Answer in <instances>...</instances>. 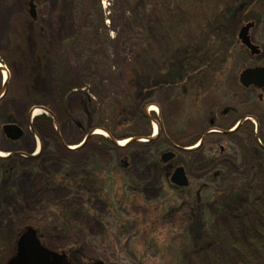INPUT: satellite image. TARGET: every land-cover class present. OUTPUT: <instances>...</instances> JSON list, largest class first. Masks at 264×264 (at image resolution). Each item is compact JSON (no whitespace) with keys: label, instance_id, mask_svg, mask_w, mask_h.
<instances>
[{"label":"rangeland","instance_id":"rangeland-1","mask_svg":"<svg viewBox=\"0 0 264 264\" xmlns=\"http://www.w3.org/2000/svg\"><path fill=\"white\" fill-rule=\"evenodd\" d=\"M209 4H206V16L212 18L217 11ZM179 11L185 19V30L199 29L197 24L203 17L195 0H0V64L3 67L0 70V123L10 114L25 130L24 138L17 145L0 143V152L7 155L0 160H7L11 152H16L21 166L33 164L27 157L33 154L31 147L37 139L38 146L42 145L43 153L47 154V162L53 164L49 158L52 151L66 158L72 176L79 174L81 178L89 165L95 163L90 167L95 169L92 173L107 182L103 185L104 193H91V198L84 199L73 192L56 189L58 187L47 179L44 169L36 181L26 172L12 179L1 176L0 210L12 203L20 208L16 218L9 219L4 226V233H11L0 244V264H8L16 256L17 241L27 228H21V235L15 241L11 238L12 231L24 222L37 231L38 239L47 249L66 254L73 264L99 261L105 264L173 263L177 250L184 245L179 217L161 215L159 226L150 224L159 214L169 210L165 207L181 198L170 182L168 185L155 184L158 170L148 163L152 147H162L158 160L172 148L163 138L155 139L159 141L157 144L143 147L142 144L147 143L142 136L145 130L129 124V105L137 92L138 82L146 84L140 67L143 45L156 46L160 39L156 28L162 18L176 28L175 14ZM254 17L258 22L250 33L251 39L264 52V10L256 11ZM240 29L239 24L237 32ZM255 62L253 58L248 59V63ZM3 73L8 80L5 87ZM172 96L171 91L157 93L154 104L146 109L152 118L151 138L153 126L159 127L162 115L168 128L177 119L179 106L173 103ZM204 107L210 110V101H206ZM36 108H45L49 115L42 114L31 123L28 116ZM51 115L57 124L46 120L52 119ZM205 115L202 119L192 118L180 132H172L174 142L185 144L201 127L205 130L211 114ZM214 119L221 123L220 118ZM98 124L108 126L120 136L141 135L131 137L134 141L140 140L135 145L132 141L124 147L119 146L116 152H109L97 144L99 136L108 135L96 134L104 132L97 129L86 146L77 149L92 131V126ZM253 126L254 137L263 141L264 134L256 133L257 126L255 123ZM211 145L216 147V152L207 159L205 151ZM220 148L225 152L221 153ZM189 150L180 153L168 167L170 173L177 166L184 167L190 185L205 180L213 169L222 171L223 182L255 163L249 158L251 155L247 151L250 149H243L247 153L241 158L237 153L241 149H235L230 139L215 134L207 135L202 146L196 144ZM123 161L128 162L129 169L124 168ZM124 183H130L132 188L143 187V192L141 195L129 192ZM135 196L136 205H132L130 199ZM68 205L72 209L68 210ZM146 205L149 209L137 211L136 206ZM39 206L47 207L44 215L31 218L30 214ZM71 213L78 217H68V223L60 221ZM51 215L55 217L49 219ZM168 232H175L174 240L165 236Z\"/></svg>","mask_w":264,"mask_h":264},{"label":"trees","instance_id":"trees-1","mask_svg":"<svg viewBox=\"0 0 264 264\" xmlns=\"http://www.w3.org/2000/svg\"><path fill=\"white\" fill-rule=\"evenodd\" d=\"M195 1L200 5L203 17L197 24L199 35L198 30L184 29L185 19L179 11L178 15L175 14L176 28L173 27L176 32L172 30L168 21L162 18L160 25L156 28L160 37L159 42L157 41L156 46L143 45L140 67L145 74L146 84L138 82L137 92L129 105L131 107L129 124L139 125L145 130L142 135L145 138L150 136L152 126V118L146 113V109L154 104L153 99L157 93L171 91L173 103L179 106V115L177 119H174L173 126H169L167 130L168 137L172 141H174L172 132H180L194 117L198 116L202 119L203 115L206 114L204 116L206 117L209 113L211 114L210 122L215 118L222 104L228 99L240 96L237 78L240 71L250 64L248 63L250 57L246 48L241 46L237 27L239 24L243 27L250 22L256 24L258 19L254 17V14L258 10H264V0ZM207 3H211L209 5L214 6L213 11H217L212 18L206 16ZM206 101H210L212 105L210 110L204 107ZM46 120L52 123V119ZM92 128L102 129L109 134V137L99 136L97 139V144L109 152L119 150L114 140H126L132 135L141 136L136 134H130L131 137H125L124 134L120 136L115 130L102 124ZM201 131L202 127L194 132L188 142L179 146L181 148L194 146L202 138ZM250 131L246 129L242 134H230L227 138L234 143L235 149L242 150L237 152L240 154L239 157L242 158L247 152L251 155L249 158L255 160L251 168L247 167L246 170L235 173L228 178L230 180L226 179L223 182L222 171L213 169L207 174L205 180L191 184L188 188L179 189L172 186L181 200H176L165 207L169 210L159 214L158 219L150 224V226H159L162 221L161 215L165 218L179 217V229L183 235L179 234L183 237L184 245L177 250L178 254L172 264H264V136L263 141L254 137L253 125ZM215 135L225 137L219 133ZM259 140L262 144H259ZM142 145L150 147L152 144L143 143ZM207 147L205 157L209 159L215 154L216 147L214 145ZM245 148L250 149L251 153L244 152ZM161 149L162 147H152L148 163L158 170L155 184L168 185L171 175L168 166L171 165L159 167V169L155 163L158 151ZM246 155L249 159L248 154ZM49 158L54 168L46 177L58 187L56 189L73 192L84 199L91 198V193H104L103 185L107 182L92 173L93 168L90 169V167L93 163L89 165L85 176L81 178L79 174L72 176L69 173L71 165L66 158L58 157L52 151ZM44 160L47 161L48 157ZM12 161L14 160H0V165L2 164L0 177L12 179L24 172L32 175L34 166L43 169L46 164L39 160L36 165L23 167L20 160ZM124 186L129 192H136L138 195H141L144 189L143 187L132 188L130 183H124ZM135 200H137L136 196L130 199V203L136 205ZM43 206L35 208V212L31 213L30 217L37 218L44 215L47 207L44 209ZM136 207L137 211L149 209L147 205ZM2 208L3 210H0V230L2 231H0V244L11 233H4L5 224L9 219L16 218V212L20 207L17 208V204L12 203ZM67 209H72V206L68 205ZM151 210H159V213L162 211ZM72 214L64 216L60 221L68 223L71 217H78ZM51 216L52 218L49 219L55 217V215ZM21 228L28 229L29 224L24 222L17 230L12 231L11 238L14 241L21 235L19 234ZM165 236L172 239L175 232H168ZM101 260L105 261V259Z\"/></svg>","mask_w":264,"mask_h":264},{"label":"flooded vegetation","instance_id":"flooded-vegetation-1","mask_svg":"<svg viewBox=\"0 0 264 264\" xmlns=\"http://www.w3.org/2000/svg\"><path fill=\"white\" fill-rule=\"evenodd\" d=\"M260 50H261V53L259 55H256V56H252L251 53L247 50V53L249 55L248 57L256 60L255 63L248 64L247 68L264 66V52H263L262 47H260ZM237 80H238V89L240 91L239 92L240 96H238L237 98L228 99L230 101H228L227 104L224 103V104H222L223 107L222 106L219 107V109H218L219 115L217 113V115L215 117H217V120H218V118H220L221 123L220 122L216 123L214 118L212 120H210V124L207 126V128H204L205 130L201 131L202 137L205 136L207 132H209L211 130H215V129H219L215 133L222 134L223 136H225V138H227V136L230 134H235V135L242 134L245 132L246 129H248L250 131L251 125H254V123L257 126L256 133L263 134V131H264V89H258L256 87L244 88L241 86V84L239 82V76H238ZM224 105H227V106H224ZM222 108H224V109L221 110ZM220 110H221V113H220ZM32 112H33V110H32ZM8 116L9 117L7 120L3 119L2 122L0 123L1 124L0 125V143H6L9 145L15 146L24 138L25 130L23 129L22 126L17 124L15 120H13V117L10 114ZM30 116L31 115L28 116L29 119H31ZM162 118L163 119L161 121H159V127H157L158 131L156 134V138H154V134H153L152 141H149L147 143L154 145V144L159 143V141H157V140L155 141V139L159 140V139L163 138V140H165L170 145V147L172 148V151H167V152H174L176 154V157L174 160H176L180 153L185 154V153H188L189 151H182V150L178 149V148H181L179 146V144H176V142L169 139L168 132H167L168 126L166 124L167 121L165 122L164 115H162ZM5 125H17L18 127H20L24 131L23 137L18 141H12V140L8 139L6 137L4 131H3V127ZM235 127H236V129L232 130ZM153 128H154V126H153ZM220 130H222V131H220ZM215 133H210L208 135L215 134ZM250 133H251V131H250ZM255 137H257V136H255ZM148 138H150V136ZM137 139H139V138H137ZM133 142H134L133 145H135V143L137 141L135 140ZM152 145H150V146H152ZM85 146H86V144L82 148H84ZM31 149H32V151H33L32 153L34 155L31 154L30 156L27 157L29 159V161L33 162V164H35V165L39 160H41V162H45L46 164L43 166V169L45 170V175H50L52 173V169H51L52 164L50 162H47L44 160V158H46L45 155H47V154L43 153L42 145H40V147L38 146L37 139L32 144ZM167 152H164L160 156L159 160L158 159L156 160L155 163L158 165V168L167 166L174 161L173 160L167 164H164L161 161V157ZM223 152H225V149L221 148V153H223ZM18 157H19L18 153H16V152L12 153L11 152L10 157L8 159L16 161L15 159H17ZM93 165H95V163H93ZM123 165H124L125 169H129L128 168L129 165H128L127 161H123ZM151 167H153V165ZM48 168L50 169L49 171H48ZM43 169H40V167H38V166H34L32 175L34 176L35 181L38 179L39 175L42 174L41 171ZM93 172H95V169H93ZM44 179H45L44 176H42L41 180L43 181ZM43 184H44V182H43ZM51 252H53V251H51ZM53 253H55L56 255L61 256V257L67 256L66 254H63V253L62 254H60V253L58 254L56 252H53ZM67 257H68L69 262L71 264H73V262L71 261V258L69 256H67ZM99 262H101V261H99Z\"/></svg>","mask_w":264,"mask_h":264},{"label":"water","instance_id":"water-1","mask_svg":"<svg viewBox=\"0 0 264 264\" xmlns=\"http://www.w3.org/2000/svg\"><path fill=\"white\" fill-rule=\"evenodd\" d=\"M31 8H34L31 5ZM31 14L34 18L33 9ZM255 23L250 22L241 27L238 32V39L242 46H244L252 56L259 55L261 53L260 47L255 45L251 39V31L254 29ZM8 80L4 81L3 86L7 85ZM239 82L242 87H256L258 89H264V66L262 67H249L244 69L239 75ZM5 89L3 88V93ZM46 111L45 108H41ZM49 113L48 111H46ZM54 122L57 124L56 118L51 115ZM31 119L33 117V112L31 113ZM3 131L6 137L12 141H18L23 137L24 131L17 125H5ZM96 130H93L85 139L80 143L82 146L86 144L88 139L93 135ZM105 132V131H104ZM215 130H211L206 133H215ZM106 133V132H105ZM224 133V132H223ZM203 136L196 144L201 146L205 139ZM109 137V136H108ZM129 141L132 142L131 138ZM153 138H147L146 141H152ZM139 141V139H135ZM116 145L120 146L118 141H113ZM129 142V143H130ZM80 146V147H82ZM182 151H190L188 148H178ZM176 157L174 152H167L161 157V161L167 164L173 161ZM125 163V162H124ZM170 183L180 189L188 188L190 185L189 176L184 167L179 166L174 169L171 177ZM8 264H71L67 256H58L50 250L46 249L37 237V231L34 228H28L27 231L22 234L17 241L16 256L11 259ZM96 264H105L103 262H97Z\"/></svg>","mask_w":264,"mask_h":264},{"label":"bare ground","instance_id":"bare-ground-1","mask_svg":"<svg viewBox=\"0 0 264 264\" xmlns=\"http://www.w3.org/2000/svg\"><path fill=\"white\" fill-rule=\"evenodd\" d=\"M2 68H3V67H2L1 64H0V70H1ZM6 77H7L6 73H3V80H4V81L6 80ZM151 111H155V109L151 108ZM42 114H46V112H45L44 110H42L41 108H36V109L33 110V117H34V118H37V117H39V116L42 115ZM96 134H98V135H102V136H103V135H106L105 132H97ZM153 134H154V137H155L156 134H157V127H156V126H154V128H153ZM127 143H128V140L120 141V142H119V145H120L121 147H124ZM74 149H76V148H71V150H74ZM6 157H7V155H6L5 153L0 152V158H6Z\"/></svg>","mask_w":264,"mask_h":264}]
</instances>
